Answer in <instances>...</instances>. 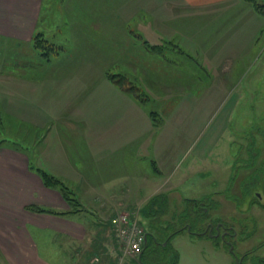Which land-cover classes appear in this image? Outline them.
Masks as SVG:
<instances>
[{
  "label": "crops",
  "instance_id": "0c3cea01",
  "mask_svg": "<svg viewBox=\"0 0 264 264\" xmlns=\"http://www.w3.org/2000/svg\"><path fill=\"white\" fill-rule=\"evenodd\" d=\"M50 3L52 8L54 3L52 0ZM42 4L43 0H0L1 63H5L2 57L6 52L2 53L6 47L12 55L16 49L28 52L34 36L41 35L44 39L41 32L45 25H50L52 10L48 15H42ZM111 7L123 12L121 18L117 13L116 17L110 18L109 25L115 29L123 26L124 32L111 33L109 29L104 35L114 42L110 47L115 54L121 49L117 45L119 39L126 41L122 44V57L128 58L125 66L145 76L148 70L136 59L137 54L141 58L150 56V51H160L159 43L163 41H174L175 49L190 60L200 57L194 61L197 65L201 61L206 73L228 75L236 72L245 62L247 48L264 26L260 14L243 0H119ZM124 25L131 28L125 30ZM58 46L64 54L63 46ZM135 47L137 51H129ZM2 65L0 74L6 72ZM15 70L21 74L18 75L20 81L15 84L17 95L21 96L19 90L23 87L32 91L36 109L42 107L46 112L39 114L29 110L25 111L28 114L22 113L20 101H14L11 106L0 99V116L29 122L34 129L46 128L55 120V115L65 117L68 123L65 129L58 128L48 143L46 137L40 139L39 145L37 143L40 153L35 150L32 153L38 157L39 168L33 167L35 165L31 164L24 149L0 147V264H88L81 256L87 254L85 251L93 248L95 242L97 254L101 249L105 256L103 261L97 257L91 263L117 264V257L109 255L110 248L117 246L109 220L138 204L141 208L157 196L187 200L175 198V193L188 175L204 176L207 157L202 156L198 164L197 159L189 162L182 177L169 180L178 155L181 153L184 157L188 147L174 146L175 150L172 146L164 147L167 142L161 131L164 121L160 120L161 124L155 126L146 111L135 113L134 105L139 102L131 95L110 81L103 83L106 91L88 90L97 86H76L71 92L73 80L76 78L74 82H78L77 74L88 70L78 64L62 68L60 76L47 70L41 79L34 72L28 77L22 76L20 68ZM176 73L167 70L156 78L150 76L144 88L142 82L133 80L141 89L148 90V93L145 91L147 96L143 93L148 99L155 98L158 93L170 95L177 89H191L193 80L187 73L179 76L186 77L187 82L181 79L178 84L177 79L176 82L166 80L167 74ZM89 103L97 104L95 114L85 113ZM53 106L65 110L54 114L51 112ZM66 134L71 136L70 142L65 138ZM57 145L60 153L56 155L54 148ZM65 148L70 155L65 153ZM137 160L150 163L153 173H147ZM47 162L52 163L50 171ZM40 168L73 191L82 212L61 217L25 209L36 206L61 213L70 210L56 190L42 184L33 170ZM87 195L90 201L97 202L96 209H85L83 202ZM86 216H97V225L92 219L88 223ZM46 234L54 235L53 240L58 243L61 240L56 247L60 251L56 260L41 259L38 255L39 244L47 247L42 239Z\"/></svg>",
  "mask_w": 264,
  "mask_h": 264
},
{
  "label": "rangeland",
  "instance_id": "374dc122",
  "mask_svg": "<svg viewBox=\"0 0 264 264\" xmlns=\"http://www.w3.org/2000/svg\"><path fill=\"white\" fill-rule=\"evenodd\" d=\"M50 1L43 0L42 15L45 13L46 16L52 10L51 26L45 25L44 29L40 27L41 33L44 34V39L57 49L61 44L65 53L58 49L57 53L46 58L42 56L45 50L36 49L31 45L28 52H18L16 49L12 55L11 50L6 47L7 50L2 53L6 52L5 57H2L5 63H1L0 60V65L3 64L6 71L0 74V99L6 100V104L11 106L20 101L19 111L22 113L24 111L28 114L25 111L32 110L44 114L45 110L42 107L36 109L34 98H31L32 91L29 92L23 87L19 90L21 96L17 95L18 89L15 84L20 81L18 75H21L15 70L18 68L22 71V76L30 77L35 73V76L41 79L43 72L47 70H53L56 76H60L59 72L66 66L78 64L81 68L87 67V71L77 74L78 82H74L76 78L73 80L71 92H74L76 86H97L88 90L106 91L103 88L106 85L103 83L109 81L108 74L121 75L129 81L134 78L135 81L142 82L144 88L150 76L156 78L167 70L178 72L175 75L167 74L169 77L166 78L172 82H176L177 79L178 84L181 83V79L184 82L188 81L186 77H179L181 73H187L193 80L191 89H177L170 95L158 93L155 98H146L140 102L141 106L139 103L134 105L135 113L140 110L149 114L156 113L158 118L155 121H164L163 126L161 125V131L167 141L164 147L172 146L173 150L176 147L179 149L183 146L188 147L184 157L181 153L178 155L177 165L172 170L169 180L182 177L189 162L197 159L198 164L202 156L208 159V163L203 166L204 176L188 175L179 185L175 198H186L197 201V204L212 206L213 209L208 213L210 215L208 224L213 227V231L210 230V233L211 231L213 233L203 237L195 235L198 234V230L191 235L188 230L182 231L169 239L165 253L167 257L176 256L177 264H264V26L256 40L247 48L245 62L238 66L236 72L231 70L232 73L228 75L206 73L202 62L199 61L197 65L194 61L200 57L190 60L175 49L177 44L174 41H163L159 43L160 51H150V56L144 58L137 54L136 59L143 62L148 70L145 76L125 66L128 58L122 57V44H126V41L119 39L117 45L121 49L115 54L110 47L114 42H110L109 37L104 35L108 34L109 29L111 33L124 32L123 26L115 29V26L109 25L110 18L116 17V13L119 18L122 17V9L111 7L119 0H52L54 3L52 8ZM258 2L264 6V0ZM259 17L264 24V16ZM124 27L125 30L131 28L128 25ZM137 49L135 47L129 51ZM138 88L142 94L148 95L147 89H141L139 86ZM64 110L65 108L53 106L51 112L57 114ZM96 111L97 104L86 105L85 113L95 114ZM64 119L65 117L55 115V120L46 128L34 129L28 125L29 122L16 121L1 115L0 147L6 145L24 149L31 164L35 165L33 167L39 168L38 157L32 151L40 153L41 148L38 145L41 138L46 137L48 143L58 128L65 129L68 122ZM149 119L152 123L151 118ZM65 138L71 141V136L66 134ZM65 151L70 155L67 148ZM54 152L56 155L60 153L58 145ZM137 164L147 173H153L150 163L148 164L146 160L142 162L137 160ZM47 166L50 171L52 163L47 162ZM42 171L45 172L44 169ZM88 196L83 202L85 209H96L97 202L90 201ZM185 206L191 212L193 209L196 210L195 203L184 204L182 200L167 199V207L164 208L167 214L161 217L160 221H156L159 228L168 229L169 223L174 222L173 217L175 215L178 217ZM141 208L138 204L124 213L138 214L141 227L151 236L154 233L153 218L145 206ZM91 219L93 224L97 225V216L92 218L86 216L88 223ZM222 225L226 227L225 232L229 236L224 240L214 239L217 236V229ZM192 227L203 229L205 226L199 223ZM53 236L51 234L42 236L47 247L43 248L39 244L38 255L41 259L52 261L59 257L60 251L56 247L61 240L58 243L53 240ZM164 236L159 235L160 241L166 237ZM46 237L48 240H45ZM148 239L153 242L151 237ZM166 241L161 243L162 247L166 246ZM109 251L112 258L117 257V264H137L135 258L126 256L119 244ZM85 252L87 254L81 257L86 258L88 264H98L97 261L91 263L92 259L97 260L98 257L103 261L105 256L101 249L97 254V242L93 243V248Z\"/></svg>",
  "mask_w": 264,
  "mask_h": 264
},
{
  "label": "trees",
  "instance_id": "16d2710c",
  "mask_svg": "<svg viewBox=\"0 0 264 264\" xmlns=\"http://www.w3.org/2000/svg\"><path fill=\"white\" fill-rule=\"evenodd\" d=\"M246 3H249L253 9L260 15L264 16V6L263 4H260L259 0H243ZM32 44L34 48L45 50V52L42 53V56L49 58V56L53 53H57L58 49L55 47V45L47 42L45 39L42 38L41 35H36L33 37ZM107 78L110 82L115 84L120 90L128 93L131 95L136 101L139 103L143 102L147 97L144 96L140 92V89L138 88L137 84L133 79L129 81L128 78L121 76V75H114V74H108ZM128 83V84H127ZM150 118L155 126L160 125V121H155L158 116L156 113H150ZM36 174L39 176L42 184L49 189L56 190L63 201L69 206L70 210L64 213L61 212H55L52 210H43L36 206H30L25 208L27 211L33 212V213H45L50 214L54 216H73L77 213H80L83 211L81 208V204L79 200L76 198L75 194L72 190H70L64 183H62L60 180L54 178L51 175L46 174L45 172L39 170V169H33ZM184 204L185 202L189 203H195L196 210L193 209V211H189L188 208L185 206V208L178 214V217L175 215L173 217L172 223H169L168 229L161 230L156 223V221H160V218L165 216L167 213L165 212V207H167V198L165 196H157L151 200L145 205V208H147V212L151 214L153 218L152 223V230L154 233L146 234V244L143 247V251L141 255L136 259L137 264H177V258L176 256L167 257L165 250L168 245V241L171 237L174 235L182 232V231H189L190 235L194 234L196 230H198V234H195L196 236H203L208 237L209 234L213 233V227L211 224H208V218H209V211L213 209V207H208L206 205L197 204V201L193 200H183ZM159 203V204H157ZM199 203V202H198ZM252 203H256L255 201H252ZM163 204V205H162ZM142 212V210H141ZM202 223L205 227L203 229H196L192 227V225ZM225 226H219L217 229V236L214 239H220L224 240L225 237L229 236L228 233L225 232ZM210 230L211 233H210ZM169 231V232H168ZM165 234V236H164ZM159 235L164 236L161 241L159 239ZM223 235V236H221ZM151 237L153 242H150L148 239ZM157 237V238H156ZM166 241V246L162 247L161 243ZM151 244H154L151 246Z\"/></svg>",
  "mask_w": 264,
  "mask_h": 264
},
{
  "label": "built area",
  "instance_id": "2783aa9c",
  "mask_svg": "<svg viewBox=\"0 0 264 264\" xmlns=\"http://www.w3.org/2000/svg\"><path fill=\"white\" fill-rule=\"evenodd\" d=\"M113 237L127 257L138 258L146 243V233L141 227L138 214L122 213L109 220Z\"/></svg>",
  "mask_w": 264,
  "mask_h": 264
},
{
  "label": "flooded vegetation",
  "instance_id": "af4514ba",
  "mask_svg": "<svg viewBox=\"0 0 264 264\" xmlns=\"http://www.w3.org/2000/svg\"><path fill=\"white\" fill-rule=\"evenodd\" d=\"M224 233H226V232H224ZM227 234V233H226ZM221 236H223V235H221Z\"/></svg>",
  "mask_w": 264,
  "mask_h": 264
}]
</instances>
